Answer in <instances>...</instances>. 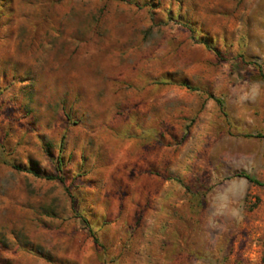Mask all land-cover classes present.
Wrapping results in <instances>:
<instances>
[{
	"label": "rangeland",
	"instance_id": "obj_1",
	"mask_svg": "<svg viewBox=\"0 0 264 264\" xmlns=\"http://www.w3.org/2000/svg\"><path fill=\"white\" fill-rule=\"evenodd\" d=\"M241 172L264 0H0V264H264Z\"/></svg>",
	"mask_w": 264,
	"mask_h": 264
},
{
	"label": "trees",
	"instance_id": "obj_2",
	"mask_svg": "<svg viewBox=\"0 0 264 264\" xmlns=\"http://www.w3.org/2000/svg\"><path fill=\"white\" fill-rule=\"evenodd\" d=\"M207 47H208L209 50L213 51L218 57H220V54H219L216 50H214V49L211 48L210 46H207ZM188 89H189V87H188ZM247 137H252V136H247ZM258 137H261V136H258ZM33 174H34V175H37L36 170H34ZM236 176L239 177V178L246 179L247 181H249V182H251V183H253V184L257 185V186L264 187V183H261V182H258V181H256V180H254V179H253L249 174H247V173L241 172V173L236 174ZM49 179H52V178H49ZM93 238H94V241H95L96 244L99 243L97 237L93 236Z\"/></svg>",
	"mask_w": 264,
	"mask_h": 264
}]
</instances>
